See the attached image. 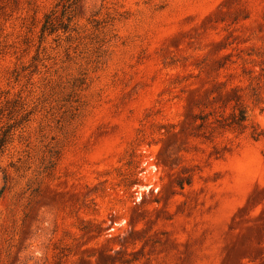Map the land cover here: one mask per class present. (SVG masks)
I'll use <instances>...</instances> for the list:
<instances>
[{"label": "rangeland", "instance_id": "obj_1", "mask_svg": "<svg viewBox=\"0 0 264 264\" xmlns=\"http://www.w3.org/2000/svg\"><path fill=\"white\" fill-rule=\"evenodd\" d=\"M0 264H264V0H0Z\"/></svg>", "mask_w": 264, "mask_h": 264}, {"label": "trees", "instance_id": "obj_2", "mask_svg": "<svg viewBox=\"0 0 264 264\" xmlns=\"http://www.w3.org/2000/svg\"><path fill=\"white\" fill-rule=\"evenodd\" d=\"M51 24V22L49 21V18L48 20L46 21V23L44 24V28H43V32H46L49 30L48 26Z\"/></svg>", "mask_w": 264, "mask_h": 264}]
</instances>
